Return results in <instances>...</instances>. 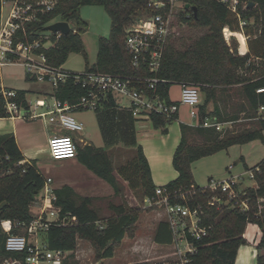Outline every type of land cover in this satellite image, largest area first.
I'll return each instance as SVG.
<instances>
[{
    "label": "trees",
    "instance_id": "trees-1",
    "mask_svg": "<svg viewBox=\"0 0 264 264\" xmlns=\"http://www.w3.org/2000/svg\"><path fill=\"white\" fill-rule=\"evenodd\" d=\"M147 1L55 0L50 10L39 14V20L26 23L24 28L29 39H33L47 31V25L54 19L74 23L75 26L68 34L57 38L52 33L55 45L41 47L38 52H43L48 63L55 66H62L71 53H82L87 60L82 33L86 31L88 22L82 18L81 9L85 5H102L111 17V29L109 35L99 38L97 59L95 63L87 64L86 70L121 76L155 75L164 79L157 84L156 92L167 100L171 99L170 89L173 84H198L201 91L200 121H204L207 116H215L219 121H235L242 117L256 120L255 127L238 132H221L215 127L181 122L182 136L173 155V165L179 174L165 185L169 192L178 194L172 199L174 202H183L179 195L184 192L192 206L196 203L203 206L202 223L209 227V233L195 241L198 250L190 256L188 264H236L239 249L247 242L245 232L249 223H256L261 228L259 246L264 247V209L259 214L258 207L261 199L264 204V157L254 167L246 165L247 169L260 167V171L255 172L258 185L246 189L247 197L250 198L249 211L230 204L220 208L209 205L208 200L214 192L196 182L192 164L235 144H245L256 139L264 143V111L260 112L264 106V91H258L264 88V0H240L241 17L249 21L243 29L249 36V48L245 54L239 53L235 38L228 42L223 32L225 27L233 31L242 30L236 13L219 0H181L185 6L184 10L179 9L176 24L181 22L191 27L207 28V32L189 43L180 42L175 36L170 37L160 69L154 74L144 67H134L125 46L127 28L152 12L147 8ZM187 3L195 6L196 10L186 8ZM22 33L20 30V35ZM84 92V89L69 80L59 86L56 95L62 100L74 102ZM17 93V100L27 107V91L19 89ZM6 116L5 104L0 98V117ZM152 117L154 126L163 133H167L169 125L179 119V115H176L169 121L155 113ZM195 136H199L201 142L190 140ZM83 153L87 156H82V160L113 183L119 194L120 186L108 152L100 147L88 146ZM118 173L142 200L156 196L157 185L142 145L137 146L132 158L118 167ZM44 181L45 177L36 167L35 161L25 160L15 134H0V260L19 255L5 247L8 233L2 228V220L31 219V206L38 202ZM56 191V203L64 212L70 211L78 219L77 223L68 226L53 224L48 230L47 240L52 249L71 252L63 264H76L70 263L68 258L73 256L81 239L93 245L97 258L113 257L116 247L131 232L140 216L141 208L131 207L126 198L119 202L108 201L111 213L103 215L98 201L106 199L79 195L69 186ZM12 232L23 231L13 227ZM154 239L158 244L172 243V231L165 219L157 224ZM130 264L165 263L137 261ZM256 264H264V251L258 254Z\"/></svg>",
    "mask_w": 264,
    "mask_h": 264
},
{
    "label": "built area",
    "instance_id": "built-area-1",
    "mask_svg": "<svg viewBox=\"0 0 264 264\" xmlns=\"http://www.w3.org/2000/svg\"><path fill=\"white\" fill-rule=\"evenodd\" d=\"M228 9L239 17L241 32L249 23L241 17L239 12L240 0H219ZM2 13L4 5L10 6L5 19L1 15L0 21V69L11 64L23 66L26 73L40 82L49 83L52 87L50 101L45 98L37 99L36 106H46L47 110L34 113L33 116H48L51 123L57 124L61 129L70 131L84 130L83 122L76 119L71 112L75 109L99 110L106 104L111 95H120L128 103L134 117L148 119L153 122L152 115L158 114L167 120L179 115L180 107L186 104L190 107V114L195 118L192 125L215 127L224 132L231 127L234 121H219L215 116H207L204 121L199 118V105L201 91L198 84L182 82L179 100H167L156 92L157 84L164 79L155 75L148 76H121L100 71H71L63 66L48 63L46 55L38 52L41 47L55 45L47 31L39 33L37 38L29 39L24 28L28 22L39 20V14L50 10L55 0H2ZM185 4L181 0H148L147 8L152 12L141 18L127 28L125 46L130 54V62L134 67H144L150 73H157L162 64L166 45L176 31V21L179 9L184 10ZM56 19L50 23L55 22ZM49 23V24H50ZM224 28L225 38L229 36ZM230 29V28H229ZM20 30L23 31L20 35ZM59 38L63 33L56 32ZM246 42L249 36L246 35ZM241 44V43H240ZM240 52V45L238 47ZM242 54V53H241ZM72 80L74 85L84 89V93L74 102L62 100L57 97L59 86ZM259 92L264 88L258 89ZM18 91L11 89L0 82V98L4 101L8 116L24 114V106L17 100ZM28 102V100H27ZM121 106L125 104L121 103ZM264 111V106L260 112ZM48 149L54 159L72 158L77 155L78 147L75 139L69 134L55 133L49 139ZM233 166H230V169ZM260 167L246 169L239 174H230L228 178H210L205 186L214 192L208 200L209 205L218 208L230 204L243 211H249L250 198L247 191L240 189L239 185L248 177L255 178V172ZM178 194H172L165 186L158 187L155 197H147L149 205L160 204L165 210V220L172 231V247L175 254L174 261H164L165 264H188L190 256L197 252V239L209 233V227L204 225L201 203L191 205V200L182 192L179 196L183 202L172 199ZM58 199L52 177H45L41 191V207L37 215L29 220H2L1 225L8 233L5 247L8 251L17 252L13 258L0 260V264H63L69 251L52 249L47 240V233L51 225L68 226L78 222L76 216L70 211L64 212L56 201ZM262 200V199H261ZM16 228L23 232H12ZM46 234L42 238V234Z\"/></svg>",
    "mask_w": 264,
    "mask_h": 264
},
{
    "label": "crops",
    "instance_id": "crops-1",
    "mask_svg": "<svg viewBox=\"0 0 264 264\" xmlns=\"http://www.w3.org/2000/svg\"><path fill=\"white\" fill-rule=\"evenodd\" d=\"M246 47L248 52V41ZM64 64L62 66L65 68ZM26 79L32 84L29 90L24 89L27 91L28 106L23 108L24 114L22 115L0 117V134L13 132L20 149L25 155V160L35 161L40 172L41 169L37 166L38 159L47 158L50 161V169L42 175L53 178L56 190L69 186L79 195L99 199L119 196L123 200V198H126L125 192L138 196L137 191L132 189L129 182L118 173V167L134 156L139 144L142 145L149 161L152 177L157 188L165 186L178 176L179 173L173 165V155L182 136L180 123L185 122L190 125L193 123V121L188 122L183 118L181 107L179 119L169 125L167 133H163L161 129L154 126L152 121L134 117L123 97L114 94L109 97L104 106L97 111H93L94 113H91V115H89V111H84V109L72 111L71 114L74 113L73 116L83 122L84 130L70 131L61 129L57 124L51 123L49 115L33 116L34 113L47 110L46 106H36L35 101L41 98L50 101L52 87L49 83L40 82L27 73ZM9 88L17 91L21 89ZM29 92L36 96L34 101L29 99ZM170 97L173 100H178L171 96V91ZM121 103L125 106H121ZM42 108L45 109L41 111ZM210 109L212 108L210 107ZM55 133L69 134L75 139L78 147L75 157L52 158L48 145L50 137ZM88 146L100 147L110 155L114 173L120 186L119 194L113 183L98 174L82 160V156H87L83 151ZM241 160L245 169H247V166L250 167L245 155L241 156ZM228 169L231 173L232 168L228 167ZM144 200L147 201V197ZM40 207L41 194L38 202L31 206L33 216L39 213ZM253 259L247 261L244 258L245 261H240V264H254ZM236 264H238V256Z\"/></svg>",
    "mask_w": 264,
    "mask_h": 264
},
{
    "label": "rangeland",
    "instance_id": "rangeland-1",
    "mask_svg": "<svg viewBox=\"0 0 264 264\" xmlns=\"http://www.w3.org/2000/svg\"><path fill=\"white\" fill-rule=\"evenodd\" d=\"M10 6L4 5L2 17L5 19L9 13ZM81 16L88 22V27L82 37L85 43L86 52L88 59L82 53H71L65 62L64 66L66 69L71 71H84L87 64L95 63L99 48V38L101 36H107L111 29V17L104 6L99 4L85 5L81 9ZM71 27L75 24L70 23ZM207 32V28H196L191 27L185 23L177 22L176 31L173 35L177 40L184 43H189L192 40L200 37ZM224 32V31H223ZM227 35H231L226 39L228 42L235 38L238 47L242 44L243 38L241 31H233L229 28L226 29ZM245 33V32H244ZM45 34L50 35V31ZM225 36V35H224ZM258 63L259 59L256 60ZM0 82L7 87L21 88L29 90L32 86L31 82L26 79V70L20 65H5L0 69ZM171 96L176 99H180L181 96V85L173 84L171 89ZM29 99H35V95L29 92ZM239 97H236L237 100ZM241 100V99H240ZM239 100V101H240ZM212 108V105L210 106ZM45 108H42L43 111ZM89 111V115L94 113L92 109H84ZM181 114L183 118L188 121H195V118L190 114V107L186 104L181 105ZM74 115V113H73ZM255 119H249L242 117L235 120L231 127L226 130L238 132L246 128H253L256 126ZM196 139V140H195ZM191 141H200L199 136L190 138ZM48 143V141H47ZM245 155L250 167L257 165L264 157V143L260 139H256L245 144H235L230 146L226 150H221L215 154L203 157L192 164V171L196 182L199 185L206 186L209 178L215 179L228 178L230 174H239L245 171L241 156ZM128 156V155H127ZM233 166L232 172H229L228 167ZM37 166L41 169L42 174L50 169V161L45 158H39ZM258 182L256 178L249 179L248 177L239 185L240 189L248 187H256ZM129 193V192H128ZM126 194V199L131 207H140V216L131 230L126 235L121 244L116 247L115 255L112 258H97L96 250L93 245L87 241L81 239L78 246L73 254L69 256L68 260L70 263L76 264H130L137 261H149L150 263H157L160 261H174L175 254L172 247L167 245L158 244L155 239V229L157 224L165 219L164 207L160 204L149 205L146 200H142L139 196L134 194ZM113 200L116 202L121 201V198L112 197L106 200L98 201L102 206L103 215L111 213L108 208V201ZM259 214L264 209L263 200L259 202ZM259 229V231H258ZM258 224L249 223L245 236L247 242L241 246L238 255V264L240 261L253 259L254 264L257 261L258 254H263L264 247H260L259 243L262 237V232ZM42 238L46 237V234L41 235ZM71 253V252H70ZM69 253V254H70ZM244 260V261H245ZM250 264V263H249ZM252 264V263H251Z\"/></svg>",
    "mask_w": 264,
    "mask_h": 264
},
{
    "label": "water",
    "instance_id": "water-1",
    "mask_svg": "<svg viewBox=\"0 0 264 264\" xmlns=\"http://www.w3.org/2000/svg\"><path fill=\"white\" fill-rule=\"evenodd\" d=\"M253 4V3H251ZM192 7L194 10H196L195 6H191L190 3L186 4V8H190ZM71 25L70 22L66 21V20H56L53 23H50L49 25H47L46 29L49 31H52L54 33L56 32H61L63 34H68L71 31Z\"/></svg>",
    "mask_w": 264,
    "mask_h": 264
},
{
    "label": "bare ground",
    "instance_id": "bare-ground-1",
    "mask_svg": "<svg viewBox=\"0 0 264 264\" xmlns=\"http://www.w3.org/2000/svg\"><path fill=\"white\" fill-rule=\"evenodd\" d=\"M242 33V38H243V42H242V44L240 45L241 47V50H240V52L242 53V54H245V53H247V47H246V36L244 35V33L243 32H241Z\"/></svg>",
    "mask_w": 264,
    "mask_h": 264
}]
</instances>
